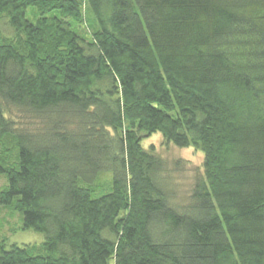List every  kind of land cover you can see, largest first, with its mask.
<instances>
[{"label":"trees","instance_id":"trees-1","mask_svg":"<svg viewBox=\"0 0 264 264\" xmlns=\"http://www.w3.org/2000/svg\"><path fill=\"white\" fill-rule=\"evenodd\" d=\"M1 176L0 264H264V0H0Z\"/></svg>","mask_w":264,"mask_h":264},{"label":"rangeland","instance_id":"rangeland-1","mask_svg":"<svg viewBox=\"0 0 264 264\" xmlns=\"http://www.w3.org/2000/svg\"><path fill=\"white\" fill-rule=\"evenodd\" d=\"M15 121L23 120L15 115ZM154 145L155 151L166 162L169 173L173 177L175 187L177 188V199L179 203H186L190 189L197 175L202 174L203 155L192 148L180 149L172 145H166L160 136L152 135L150 138L142 141L141 145L145 149L149 145ZM176 162L180 164L175 166ZM6 185L4 176L0 177V189ZM0 240H6V245H37L43 243V235L33 231H22L19 213L13 214L8 209L0 207Z\"/></svg>","mask_w":264,"mask_h":264}]
</instances>
